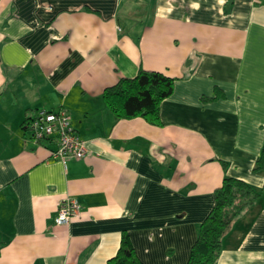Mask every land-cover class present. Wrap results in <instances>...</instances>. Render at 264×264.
Segmentation results:
<instances>
[{
  "label": "crops",
  "instance_id": "0c3cea01",
  "mask_svg": "<svg viewBox=\"0 0 264 264\" xmlns=\"http://www.w3.org/2000/svg\"><path fill=\"white\" fill-rule=\"evenodd\" d=\"M141 69L175 79L162 125L103 100ZM61 109L84 159L31 139ZM263 147L264 0H0V264H107L124 232L144 264H188L226 176L264 190ZM67 197L82 212L60 225ZM217 264H264V200Z\"/></svg>",
  "mask_w": 264,
  "mask_h": 264
},
{
  "label": "trees",
  "instance_id": "16d2710c",
  "mask_svg": "<svg viewBox=\"0 0 264 264\" xmlns=\"http://www.w3.org/2000/svg\"><path fill=\"white\" fill-rule=\"evenodd\" d=\"M175 79L157 71L141 69L134 78H122L103 93L106 106L116 122L136 117L162 125L160 107L174 91ZM226 167V164H225ZM254 172L264 175V147ZM264 200V190L226 176L215 190V205L200 224L188 264H217L224 250V237L247 210ZM1 252V250H0ZM107 264H144L138 257L128 232H124L120 248Z\"/></svg>",
  "mask_w": 264,
  "mask_h": 264
},
{
  "label": "built area",
  "instance_id": "2783aa9c",
  "mask_svg": "<svg viewBox=\"0 0 264 264\" xmlns=\"http://www.w3.org/2000/svg\"><path fill=\"white\" fill-rule=\"evenodd\" d=\"M31 139L36 144L55 142L51 151L53 159L67 163L71 159H84L88 155L85 141L76 132L72 116L64 109L58 111L39 110L27 124ZM82 212L80 202L67 197L60 203L56 223L67 225Z\"/></svg>",
  "mask_w": 264,
  "mask_h": 264
}]
</instances>
